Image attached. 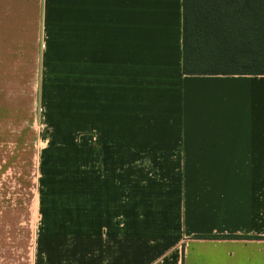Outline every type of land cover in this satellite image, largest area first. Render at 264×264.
<instances>
[{"label": "crops", "instance_id": "obj_1", "mask_svg": "<svg viewBox=\"0 0 264 264\" xmlns=\"http://www.w3.org/2000/svg\"><path fill=\"white\" fill-rule=\"evenodd\" d=\"M34 205L46 264H264V75H185L182 0H0L3 231Z\"/></svg>", "mask_w": 264, "mask_h": 264}, {"label": "trees", "instance_id": "obj_2", "mask_svg": "<svg viewBox=\"0 0 264 264\" xmlns=\"http://www.w3.org/2000/svg\"><path fill=\"white\" fill-rule=\"evenodd\" d=\"M182 72L264 75V0H182Z\"/></svg>", "mask_w": 264, "mask_h": 264}, {"label": "rangeland", "instance_id": "obj_3", "mask_svg": "<svg viewBox=\"0 0 264 264\" xmlns=\"http://www.w3.org/2000/svg\"><path fill=\"white\" fill-rule=\"evenodd\" d=\"M31 126V129L35 128V125ZM36 216L34 205L33 214L27 220L20 218V229L16 230L15 226L11 232L3 231L7 221L4 217L0 218V264H46L37 250L39 231Z\"/></svg>", "mask_w": 264, "mask_h": 264}, {"label": "built area", "instance_id": "obj_4", "mask_svg": "<svg viewBox=\"0 0 264 264\" xmlns=\"http://www.w3.org/2000/svg\"><path fill=\"white\" fill-rule=\"evenodd\" d=\"M33 126H31V128H32Z\"/></svg>", "mask_w": 264, "mask_h": 264}]
</instances>
